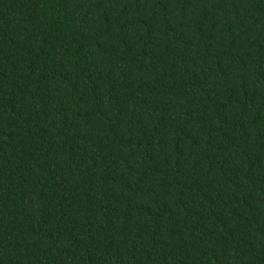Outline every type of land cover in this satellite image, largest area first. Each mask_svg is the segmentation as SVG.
<instances>
[{
    "label": "trees",
    "instance_id": "1",
    "mask_svg": "<svg viewBox=\"0 0 264 264\" xmlns=\"http://www.w3.org/2000/svg\"><path fill=\"white\" fill-rule=\"evenodd\" d=\"M0 264H264V0H0Z\"/></svg>",
    "mask_w": 264,
    "mask_h": 264
}]
</instances>
